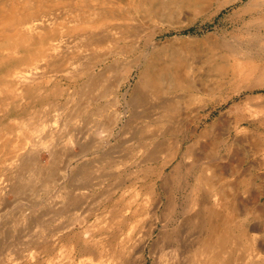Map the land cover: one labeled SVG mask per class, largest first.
I'll return each mask as SVG.
<instances>
[{
	"label": "bare ground",
	"instance_id": "1",
	"mask_svg": "<svg viewBox=\"0 0 264 264\" xmlns=\"http://www.w3.org/2000/svg\"><path fill=\"white\" fill-rule=\"evenodd\" d=\"M215 6L219 10L225 4L220 0H0V154L5 156L12 171L8 182L0 176L2 213L21 203L20 195L28 186L36 191L53 189L56 185L63 189L67 195H53L56 210L60 202H76L77 199L69 196L68 180L65 181L72 160L82 162L89 149L97 150L99 146L95 143L97 139L102 140L97 137L100 129L112 135V129L122 125L116 135L125 137L129 136L128 127L137 121L134 115L125 114L126 122L118 123L122 117L114 107L124 102L125 112L139 107L143 102L142 92L146 91L148 101H158L159 96L161 100L160 111L155 109L149 122L145 118L147 122L142 124L139 133L137 145L142 155L136 161L143 174L114 173V179L121 186L116 188L117 198L109 194L110 201H115L109 212L117 215L113 214L108 228L118 227L117 237L115 234V239L104 242L105 239L84 240L78 235L97 231L100 220L93 223L86 218L67 234L63 226L51 230L39 221L36 225L41 228H35L37 235L31 237L30 245L16 250L13 247V251L10 246L8 264H64L61 262L63 252L67 249L73 258L81 247L88 250L89 256L82 262L71 259L70 264H148V256L152 257V264H248L257 261L254 253L249 257L244 252L241 256L237 254L236 259L234 250L248 251L250 246L245 240H251L254 245L259 239L258 235H251L239 215L251 212L263 215L264 211L254 204L243 205L241 199L224 190L225 183L219 179L227 176L223 178L225 171L220 162L214 160L209 167L203 168L206 167L203 166L205 157L200 150L191 154L195 143L187 142L186 135L188 131L198 132V127L183 125L191 116L199 123L202 114V102L183 91L215 90L225 80L215 81L208 71L189 69L184 59L185 50L175 37H167L162 43L157 40L158 35L169 30L157 28V21H173L176 15L187 17L190 11L194 16L201 15ZM68 26H73L74 33L66 31L70 30ZM135 73L138 79L131 88L135 93L129 99L121 91ZM202 76L206 81L200 80ZM82 78V93L77 97L71 91L75 82L77 84ZM112 93L115 97L109 107L114 112L108 119L103 117V107L92 112L89 118H83L88 114V104L100 102ZM65 95V104L71 108L66 117V105L62 110L56 105ZM35 101L44 108L31 107L27 115L9 119L10 114L26 110ZM146 112L143 113L146 115ZM96 117L95 127L98 128L88 133L90 121ZM80 121L87 124V128L84 130L83 125L76 136L77 133L69 128L75 123L81 124ZM209 128L200 131L199 136H204ZM91 145L95 146L89 147ZM76 147L80 152H76ZM160 147L165 150L168 147L167 157L160 170L152 171L151 164L162 154ZM42 148L51 156L47 165L40 157ZM179 157L177 164L167 172L166 168ZM65 158L66 164L58 168ZM201 166L200 172L195 173ZM82 168L85 169H79L77 177L87 178L88 169ZM189 170L195 177L190 193L194 196H185L178 202L172 192L173 183L175 179L179 182L185 178L183 173ZM205 188L211 198L214 196L212 201L203 195L195 196L197 190ZM11 190L17 197L10 198ZM23 194L26 196V191ZM119 201H123L124 206L121 207ZM21 208L24 219L29 211ZM58 214L53 210L54 216ZM79 227L82 228L77 230ZM63 240H68L67 244L60 248ZM256 244L260 251L264 243ZM148 247L151 249L147 255ZM46 249L49 257L42 259L39 255Z\"/></svg>",
	"mask_w": 264,
	"mask_h": 264
},
{
	"label": "rangeland",
	"instance_id": "2",
	"mask_svg": "<svg viewBox=\"0 0 264 264\" xmlns=\"http://www.w3.org/2000/svg\"><path fill=\"white\" fill-rule=\"evenodd\" d=\"M220 3L225 4V6L219 10H217V6H215L201 15L197 13L198 15L194 16L190 11L187 17L182 16L179 18L178 15H176L173 21H157L159 24L157 28L169 29L158 35L159 37L157 36V40L162 43L167 37H175L177 42L181 43L180 45L185 50L184 59L189 69L194 68V70L201 69L204 72L208 71L211 79L215 78V81H221L223 79L221 82H224L225 80V83L215 90L183 91L194 96L197 101L202 102V114L200 115L199 123L196 121L198 119L194 120L192 116L191 120L183 123L186 128L189 124H192V127H198V132L194 134L188 131V134H186L188 136L187 142L195 143L194 149L192 148V150H190L191 154L192 151L196 153L200 150V154L205 157L203 166L206 167L203 168L209 167L210 163H213L212 161L214 160V162H220L219 164L223 166L225 171V177L223 178L227 176L226 179H219L225 183L223 184L224 190L226 189L225 191L241 199L240 202L244 203L243 205L247 203L254 204V206L264 211V0H220ZM184 12L188 14L185 10ZM68 27L70 30L66 31L74 33L73 31L75 29H73V26ZM246 69L249 70L246 71ZM243 70H245V72L241 74ZM251 70L253 71L251 72ZM224 76L226 77L224 78ZM202 78L200 80H203V82L206 81L205 76H202ZM137 79V73H135L130 82L127 83L123 87V91H121L122 93H126L129 99L135 93L131 88L136 85L135 82ZM82 81L83 78L79 79L77 84L75 82V86H73L74 90L71 91V93L77 97H80V93H82L80 87L82 86ZM76 89L77 91H75ZM142 95L140 98H143V102L139 107H131L129 110L127 109L126 112L125 102L114 107L122 117L118 123L126 122L125 114L134 115L136 117L137 121L131 123L127 129L129 136H127V134L125 137L116 135L122 125L114 127L112 129V135L108 131L99 128L100 130L97 132V137H101L102 140L99 142L97 139L95 143V145L99 146L96 148L97 150L94 151L93 148L89 149V154L85 156L82 162L76 159L72 160V165H70L71 167L69 168L68 175L65 176V181L68 180L66 190H69V196L77 199L76 202H72L71 204L60 202L56 210L53 206V195L54 193L57 195H67L63 189L57 188L58 185H56L53 189L36 191L30 190L28 186L29 189L27 188L25 190L26 194L29 191L32 195L28 193L25 196L23 194L25 191H23L20 195V197L22 196L23 198L20 199L22 200L21 203H19L20 205L18 204L10 210L9 208L6 209L7 211L9 210L8 212L2 213L4 210H0V233L2 236L0 238V264H8L9 261L7 257L10 254L9 248L12 247L13 251V247H16V250L23 245L27 244L26 247L30 245L31 237L37 235L34 231L35 228H41L40 225H36L38 223L40 224L39 221H41V224L45 225L47 229L51 230L54 227L58 228L57 226H63V228H65V234H67V232L70 233L73 231L70 228L77 227L81 222H85L84 220L86 218L90 220L88 222L93 223L100 220L97 231L92 230L84 234L78 233V235L81 234L80 236L84 240L93 241L94 239H105L104 242L109 239H115V234L117 237L118 227L114 229L108 228L109 225H111L112 216L115 213L109 212L112 209V204L115 202H113V200L110 201L109 194L112 196L115 195L117 198L119 192L116 193V188L121 186L114 179V173L119 172L122 174L124 171H128L130 173L143 174L144 171H141V167L138 166V162L136 161V159L142 155V153L140 154V151H138L137 145L140 139L139 133L143 128L142 124L146 123V120H148V122L151 120L150 115L152 116L153 111L155 109L156 111H160V96L158 97V101H148L147 91L144 93L142 92ZM66 97L65 95L56 102L60 110L66 105L65 107L67 110L64 112V117L69 115L71 110V108L65 104ZM77 97L76 99H78ZM114 97L115 94L112 93L111 95L103 97V100L100 102L95 101L94 103L88 104V114L83 118H89L92 112H95L99 107H103V117L105 120L108 119V116L114 112V109H112L111 106L109 107L111 102L114 101ZM42 105L43 104L39 101H35L26 110L10 114L9 119L16 116L23 117L28 110H31V107L36 106V108H44V105L43 107ZM47 106L49 107V105ZM144 110H147L146 115L143 113ZM19 117L18 119H20ZM83 118H81V120ZM97 118L98 117H96L94 121H90L92 125L87 129V132L89 131L88 133L98 128L95 127ZM13 122L14 121L10 123L14 126ZM8 123L7 121V124ZM80 123L79 125L75 123L69 128L70 131L77 133L76 136H78L79 131L82 130L84 125L81 121ZM206 127L210 128L204 136L202 135L200 137V131ZM86 128L87 124L84 125V130ZM210 135H213V137L211 138ZM235 135L238 136L235 137ZM161 144L165 147L167 146L164 142H161ZM94 146L91 145L89 147ZM160 149L162 154L156 157V161L151 164L152 171L160 170L167 157L166 153L168 147L166 150L163 147H160ZM40 150V157L43 163H50L51 156L49 153L43 148ZM75 150L76 152H80L78 147H76ZM183 150H185V146ZM180 158L181 157L172 162V164L166 168V171L168 172L173 165H176ZM66 159L67 158H65L64 161L65 163L63 162L62 165L59 164L58 168L66 164ZM5 160V156L0 154V176L8 182L11 179L10 175L12 171ZM85 160L88 162L86 163ZM109 164H111L112 167H108ZM82 166L88 169L87 178L83 179L77 177V175L80 174L78 170L85 169L82 168ZM201 168L202 166L196 168L195 173H197L198 170L200 172ZM205 171H207V169ZM189 173L192 174L191 170H189L187 174L183 173L185 177L183 179L187 180L183 181L182 179V182H177L178 179H175L174 182L176 183H173L172 192L178 202L184 199L185 196H194V194L190 193H192L195 186V177L193 174L190 176ZM94 177H96V179H93ZM220 189H222L221 186ZM11 191L12 192L9 194L10 198L17 197L15 192L13 190ZM207 192L209 191L206 190V188L204 190L200 189L196 191L195 196L203 195L205 199L212 201L210 199H214V196L211 198ZM119 205L121 207L124 206V202L119 201ZM19 207H22V211L26 209L29 211L28 215L25 217L27 221L24 220L25 218H22L23 214H20ZM53 210L59 214L54 216ZM92 211L97 213L98 216L97 214L94 215V213H91ZM31 212L37 213V215ZM114 215H117V213ZM32 216L33 219H29L32 218ZM239 218L241 222L245 225L247 224L251 230V235L259 236L256 243L259 244L260 242L262 245L264 243V214L261 215L258 212L254 214L251 212L246 215V213H242L239 215ZM80 228L82 227L76 229L79 230ZM15 230L16 232H14ZM13 235H15V238ZM67 241L68 240H63L62 244H59V247L61 248L62 245L67 244ZM245 243L250 246L249 249H247L248 251L243 250V248H235L234 257L237 259L238 256L236 255L240 253L239 256H241L243 252L246 253V255L248 254L249 257H252L254 253L257 261L254 263L250 261L248 264H264V244L259 251L257 249V244L254 243V245H252L251 240H245ZM150 249V247L147 248V255ZM255 249L257 250L256 253ZM63 253L64 255L61 257V262L64 264L73 262L71 259L75 262H82L83 258L89 256L87 254L88 250L83 247L76 251L73 258L69 256L67 249ZM49 254V250L46 249L42 254L40 253L39 256L42 259H46L49 257ZM151 261L153 262L152 257L148 256V264H152Z\"/></svg>",
	"mask_w": 264,
	"mask_h": 264
}]
</instances>
